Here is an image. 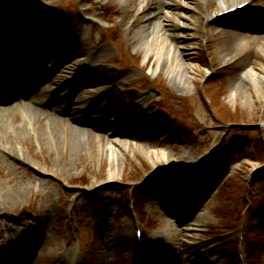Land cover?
I'll list each match as a JSON object with an SVG mask.
<instances>
[{
	"label": "rangeland",
	"instance_id": "1",
	"mask_svg": "<svg viewBox=\"0 0 264 264\" xmlns=\"http://www.w3.org/2000/svg\"><path fill=\"white\" fill-rule=\"evenodd\" d=\"M96 1L0 0V25L11 26L13 15L26 4L33 14L32 23L51 19L65 30L71 19H93L85 8L90 5L100 11ZM106 2L116 4L113 0ZM211 3H189L185 15L190 28L173 30L183 36L175 40L177 56L182 52L180 46L188 44L194 66L190 74L183 66L189 78L184 88L179 87L183 79L176 78L179 85L174 81V68L161 70L159 46L146 53L131 37L139 25L138 17L135 21L128 17L111 42L101 41L111 47L112 53L96 74L88 72L92 85L83 88L79 79L81 83L74 86V97L86 92V98L93 100L101 95L96 102V117L104 110L115 109L114 100L125 90L126 95L134 93L127 101L131 105L128 109L135 113L132 127L124 130L134 139L128 135L117 139L127 145L121 158L106 153V132L94 131L102 135L101 140L80 145L69 157L64 144L67 132L54 147L48 139L38 144L27 125L25 142L13 145L25 162L24 172L13 176L7 173L3 161L6 155L0 146V187L21 180L30 182L29 192L18 196L15 203L0 205V264H13L10 259L15 260L8 242L22 233L30 234L39 224L35 218L38 202L33 196L40 189V180L52 185L53 202L47 208L53 231L44 237L45 247L37 243L34 251L29 244L18 249L17 254L25 257L27 264L30 258L31 264H58L65 252L79 263L129 264L136 228L142 235L158 236L166 243L167 264H202L200 259L209 260V264H240L241 256L248 264H264V81L258 85L259 93L253 94L254 84L241 72L245 60L251 65H264V57L253 50L250 41L252 31H258L257 36L264 39V0H254L229 15H216L212 21L205 18L215 10ZM108 21L99 19L90 34L84 32L90 47L109 29L112 22ZM12 31V38L0 37V46L22 43L23 33L18 28ZM240 32L249 34L244 48L238 43ZM52 51L49 68L57 65L60 57L58 49ZM8 55L0 49L1 58L8 59ZM57 74L60 76V72ZM42 86L47 91L56 88ZM116 88L118 92L114 93ZM146 93L152 98L149 104H142L141 96ZM49 99V95L34 99L42 103L36 110L37 122L52 112ZM9 102L0 98V104ZM59 105L58 116L66 115V107L71 116L77 112L70 98ZM93 108L91 104V112ZM12 109L8 122L15 119L22 123L28 117L26 110ZM180 176L181 183L187 185L184 195L168 187L172 178ZM174 194L180 195L187 211L170 217L164 206ZM109 196L115 200L110 201ZM7 225L12 227L10 234ZM159 257L153 258L157 264L164 260ZM186 257L194 260L186 261ZM62 262L66 264V259Z\"/></svg>",
	"mask_w": 264,
	"mask_h": 264
},
{
	"label": "bare ground",
	"instance_id": "2",
	"mask_svg": "<svg viewBox=\"0 0 264 264\" xmlns=\"http://www.w3.org/2000/svg\"><path fill=\"white\" fill-rule=\"evenodd\" d=\"M88 3L92 0H85ZM116 2L108 4L106 0H97L96 4L100 7V11H96L94 6L88 5L85 10L88 13H91L93 19L87 17L77 18L74 21L71 19L69 22V29H62L51 19H46L42 22L32 23L31 19L33 14L31 13V8L28 5H23L15 15L11 18L8 25H0V37L12 38L14 32H11V28L19 29V32H22L24 37L23 41L27 42L26 46L22 47L21 45H16V55L18 57L23 56L20 59H17L16 66L11 67L7 66V69L4 70V73H0V82L3 83L4 87H7L5 93L0 92V98L4 99H15L16 96H24L22 87H25L26 84L30 83L33 80V77L24 74L22 72V66H27L29 62H45L47 67V62L49 60V54L53 49H58V54L60 57L57 65L54 67L45 68L42 75V79L51 83L53 86H56L57 89L54 93L59 90L60 93L56 96L50 95L49 105L53 107L51 113H47V116L41 121L37 122L36 120V108L31 106L28 102L31 100H24L22 102L15 101L14 104L3 106L0 105V146L3 154L6 155L5 166L7 167V173L17 175L24 172L25 162L18 154L16 148H13L14 144H23L24 133L26 131L27 125H29L30 130L33 132L34 137L38 144H41L45 139H48L54 147L60 143V137H65V133H68V140L64 141V144L67 146V155L69 157L74 156V154L79 150L80 145H86L87 143H94L95 141H100L102 135H97L94 131L98 130L101 132L108 133V141L106 144V153L109 156L114 158H121V154L126 150V143L119 142L118 138L126 137L129 133L124 131L127 126L132 127L131 120L133 118L134 112L130 108L131 105L127 101H131L132 98L128 96L133 95L134 93L127 92L126 90L122 96H117L114 100L117 103L115 109L104 110L103 115L96 117L99 112V106L97 105L101 99V95L94 97L93 100H88L85 96L86 92L82 95L74 97V86L77 85L79 79H82L83 88L89 87L92 85V82L88 79V72H93L94 74L97 69L102 68V62L105 61L107 57H110L112 50L111 47L102 43V40L111 42V38L118 34L119 30H122L124 24L128 17L135 19L138 17L140 19L139 25L136 27L134 32H132L131 37L137 39L138 43L145 49L146 53H149L154 46H159V65L161 70L174 68V78L175 82L177 79L181 81L182 87L188 82V77L186 74H190L194 71V66L192 64V59L190 58L189 45L185 44L181 47V54L177 56V45L175 40L183 38V36L175 35L173 30L175 28L184 30L190 28V19L185 15V11L189 10V3L196 2L199 0H113ZM192 1V2H191ZM204 2V5L207 6V0H200ZM254 0H211V4L214 5L215 10L209 11L205 18L206 20L212 21L216 15L225 14L226 10L230 7H233L238 4L245 3L244 6H250ZM127 12L131 14L128 16ZM117 20L114 22V19ZM99 19H109L108 22H112L109 29L105 32L103 36H100L96 40L95 45L90 47V44L87 42V39L84 35V32L89 33L98 26ZM111 19H113L111 21ZM131 24H134V22ZM241 29V28H239ZM252 33L250 41L254 44L253 50L259 53L264 57V43L261 42L263 37L257 36ZM30 34V37L27 36ZM27 36V37H26ZM240 47H245L247 44L248 33L240 32ZM246 43V44H245ZM245 44V45H244ZM27 53L24 55L23 53ZM49 66V65H48ZM183 66H186L185 72L182 71ZM60 72V76H58ZM245 78L249 79L252 84H254L252 93H259L260 88L258 85L261 81H264V65L263 64H253L251 65L249 61L243 63L241 70ZM186 77V78H185ZM177 78V79H176ZM177 81V85H179ZM6 83V84H4ZM94 83V82H93ZM125 85V84H123ZM37 91V90H36ZM32 93L34 98H39L41 94H48L47 92H36ZM118 92L116 88L114 93ZM113 92H109L112 94ZM51 94V93H49ZM70 98L73 100L74 104L77 106V112H74L75 115H69V110L65 116L56 115V108H59V103L62 99ZM151 95L146 93L141 96L140 102L148 103L151 100ZM180 97H175L173 99H178ZM97 102V104H96ZM152 102V101H151ZM28 103V104H27ZM95 103V105H94ZM91 104L93 105V112L90 110ZM29 105V106H28ZM24 106V107H23ZM19 108L21 110H26L28 117L23 120V122L18 123L15 119L11 122H8V116L14 111L12 108ZM61 108V107H60ZM89 111V115H86ZM169 113V111H167ZM133 113V114H132ZM132 116V117H131ZM117 124V126L115 125ZM80 125L86 127H80ZM115 125V126H114ZM263 126V125H262ZM3 128V130H2ZM5 133V135H3ZM126 133V134H124ZM128 137L133 138V134L130 133ZM4 144V145H3ZM28 144L26 147H29ZM151 146V144H149ZM8 157V159H7ZM170 160V158H169ZM168 160V161H169ZM36 165V164H34ZM53 171V169H51ZM41 173V171H38ZM26 177L25 175H22ZM31 178V177H30ZM24 180L19 181L18 183H13L8 186L0 187V205L7 206L9 204L15 203L19 197H22L24 192H29L30 182L26 183ZM181 176L173 178L170 180L168 187H174L175 190L181 191L180 195H184L183 191L187 185L181 183ZM40 189L37 193L34 194V201L38 202V214L35 215L36 221H39L37 228L31 230L30 234L22 233L19 235V240H24L26 247L34 248L35 244L42 243V246L45 247L44 237L47 234H51L53 231L52 215L48 213L50 204L53 202L51 196L52 185L47 181H39ZM94 186V185H92ZM180 195L174 194L171 197L169 196L166 199V204L170 207L172 204L174 207H181L183 205ZM110 201L115 200V198L109 196ZM55 202V201H54ZM65 203V200L63 201ZM49 207L47 208V205ZM37 209V208H35ZM175 208L172 207L170 214L172 217H177L176 213L173 211ZM184 218V217H183ZM200 217H196L199 219ZM102 219V218H101ZM8 229V234H10L11 226H6ZM52 230V231H51ZM11 236V235H10ZM12 238V236H11ZM44 238V239H43ZM111 239V238H110ZM108 243V242H107ZM142 249L140 255L136 259V264L144 262L149 259L152 255H166V244L165 249H161V245H164L162 239L158 236L153 235H143L142 236ZM183 248V247H182ZM35 249V248H34ZM34 249L32 251H34ZM17 249L12 251L13 257L17 260L14 264H26L27 259L25 257L17 254ZM63 258L60 259L59 264H63V260L66 259V264H88L86 262L79 263L78 260H74L72 255L65 252L62 254ZM191 257V256H190ZM63 259V260H62ZM183 260V259H182ZM194 260L186 257V261ZM200 263L209 264L210 261L207 259H200ZM9 262V259H7Z\"/></svg>",
	"mask_w": 264,
	"mask_h": 264
}]
</instances>
